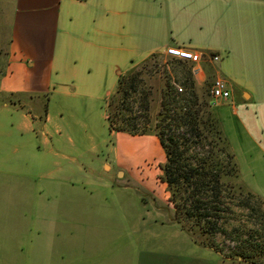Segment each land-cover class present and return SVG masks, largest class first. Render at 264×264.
Here are the masks:
<instances>
[{
  "label": "crops",
  "instance_id": "obj_1",
  "mask_svg": "<svg viewBox=\"0 0 264 264\" xmlns=\"http://www.w3.org/2000/svg\"><path fill=\"white\" fill-rule=\"evenodd\" d=\"M0 15V243L3 235L16 241L20 159L27 170L20 177L37 181L47 201L73 202L75 210L95 202L102 223L130 229L119 245L121 262L135 264L139 249H157L160 238L187 242L190 251L194 242L175 221L168 194L165 219L150 209L155 198L145 191L141 164L163 152L155 135L109 132L112 164L105 159L104 166L114 165L122 180L100 177L82 163L78 133L66 130L63 116L76 120L78 99L96 84L118 80L151 55L169 57L165 49L174 45L201 53L199 61H186L197 87L215 76L225 80L231 102L214 106L229 105L237 115L238 95L264 117V0H0ZM127 61L131 66L121 69ZM259 151L264 156V143ZM33 160L42 166L35 172ZM129 186L143 189L131 219L108 205L125 206L120 192Z\"/></svg>",
  "mask_w": 264,
  "mask_h": 264
},
{
  "label": "rangeland",
  "instance_id": "obj_2",
  "mask_svg": "<svg viewBox=\"0 0 264 264\" xmlns=\"http://www.w3.org/2000/svg\"><path fill=\"white\" fill-rule=\"evenodd\" d=\"M1 18L3 19L0 15ZM127 62L120 68L126 70L128 66L130 67L132 63ZM139 64L135 67L142 70L140 74L142 94L150 93L147 95L149 110L144 111L142 102L139 103V94L135 93L127 100L128 108L122 113L130 119V123H136V127L141 129L146 119H150L148 124L153 122L159 109L160 93L170 89L177 97L187 95L192 75L189 74L190 69L186 61L177 62L170 57L151 55ZM91 83L94 85L95 76ZM116 85L117 80L114 76L111 80L96 84L91 89V95L78 99L76 120L68 115L63 117L66 130L72 127L78 133L76 144L79 152L82 153L81 160L84 166H93L100 177L112 175L114 179L122 180L120 170L117 171L114 165L110 170L104 166L105 159L112 164L107 152L112 138L104 112L106 102L114 93ZM209 86L208 82L201 87H197L194 83L192 89L198 93L200 100L202 91L206 92ZM177 87L181 90L179 91ZM230 100V97L226 99L229 103ZM233 103L238 110L237 115L232 113L229 105L212 107L219 119L229 149L234 154L238 169V178L224 179L226 192L222 198L224 210L220 213L219 224L225 233L218 232L211 237L222 249V253L198 243L206 237L200 234L198 228L193 227L189 233L194 242L192 248L189 247L190 251L185 250L187 242L160 238L161 245L157 249L151 250L148 247L139 249L135 264H251L236 256L225 258L223 255L238 252L244 241L250 243L264 241V156L259 151V145L264 143V117H256L250 100H244L236 95ZM150 131V134H154L152 129ZM190 149L188 155L197 151L195 146ZM91 150L92 153L89 155ZM18 156L20 158L21 154ZM154 159L141 164L148 184L146 186L150 188H146L145 191L152 193L155 198L154 204L150 202V209L158 211L165 219L171 213V209L165 200L169 192L160 178L163 152L156 153ZM33 161L31 172L42 168L40 163ZM18 163L16 241L15 234L12 235V241L6 240L3 235L0 243L2 264H9L11 261L13 264H44L47 261L53 264H58V261L62 264H105L101 261L111 258L113 263L109 264H126L121 262L124 253L122 251L125 249L119 245L124 241L125 236L130 234V229H123L121 225L107 226V223H102L104 218L95 213V202H91L88 206L83 203V206L75 210L73 202H63L59 199L47 201L45 196L37 194V189L41 188L37 181L20 177L27 170L22 160L19 159ZM135 189L134 186H129L127 191L120 192L124 194L125 206L118 207V203L115 205L108 203L111 206L109 210L123 213L127 219L132 217L136 207L134 205L139 204L137 196L143 194L142 187L138 191ZM45 210L49 211L48 214ZM233 228L237 233L231 236L228 233ZM106 232L108 234H105ZM187 244L189 246V243ZM127 253L133 263L132 251ZM257 260L264 264L263 257L259 256Z\"/></svg>",
  "mask_w": 264,
  "mask_h": 264
},
{
  "label": "trees",
  "instance_id": "obj_3",
  "mask_svg": "<svg viewBox=\"0 0 264 264\" xmlns=\"http://www.w3.org/2000/svg\"><path fill=\"white\" fill-rule=\"evenodd\" d=\"M135 66L119 76L116 89L106 102L108 130L143 135L152 129L165 155L160 178L169 192L168 202L173 208L175 221L188 233L193 227L198 228L200 234L206 237L198 243L222 253L211 237L218 232L225 233L219 224L220 213L224 210V179L238 178V169L219 119L209 102V88L206 92L202 91L200 100L198 93L192 89V78L187 95L177 97L170 89L163 90L153 122L148 124L150 119H146L138 129L136 123H130V119L122 113L128 108L127 100L135 93L139 94V103L142 102L144 111L149 110L147 95L150 93L142 94V70ZM189 74L192 75L191 69ZM193 146L197 151L188 155V150ZM236 233L233 228L228 234L234 236ZM234 256L251 264H261L257 259L259 256L264 259V241H244L238 252L223 255L225 258Z\"/></svg>",
  "mask_w": 264,
  "mask_h": 264
},
{
  "label": "built area",
  "instance_id": "obj_4",
  "mask_svg": "<svg viewBox=\"0 0 264 264\" xmlns=\"http://www.w3.org/2000/svg\"><path fill=\"white\" fill-rule=\"evenodd\" d=\"M165 54L169 57L189 62H197L201 58L200 52L174 45L166 47ZM210 59L212 61H216L218 57L217 55H212ZM177 89L179 91L181 90L180 87H177ZM209 96V102L212 107L218 100H224L230 97V90L228 89L227 84L222 77L215 76L212 79L209 86Z\"/></svg>",
  "mask_w": 264,
  "mask_h": 264
}]
</instances>
